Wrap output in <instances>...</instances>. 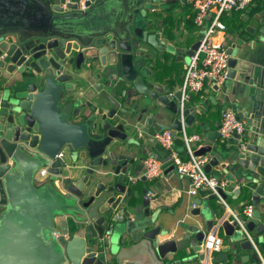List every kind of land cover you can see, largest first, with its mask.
Here are the masks:
<instances>
[{
  "label": "water",
  "instance_id": "1",
  "mask_svg": "<svg viewBox=\"0 0 264 264\" xmlns=\"http://www.w3.org/2000/svg\"><path fill=\"white\" fill-rule=\"evenodd\" d=\"M169 2L87 0L88 9L79 11L68 0H0V206L10 211L7 224L15 219L20 229L27 226L25 209L37 205L41 190L27 187L33 180L26 181L23 171L27 163L41 161L63 191L51 183L53 216L39 213L31 233L41 237L50 215L55 264H196L204 258L199 243L207 235L198 228H190L178 244L161 243L166 231L157 225L159 211L152 212L148 196L141 203L130 198L126 179L135 159L128 160L124 150L145 151L138 131L153 137L169 129L181 132L196 120L197 109L183 102L182 89L156 81L153 73L154 53H177L175 44L150 31L156 24L149 14L157 10L150 5ZM258 26L251 37L264 43V15ZM228 52L225 84L239 82L248 108L236 109L250 137L245 148L213 145L210 164L227 161L225 167L242 176L251 192L248 234L232 233L240 248L257 251L256 245H264V71L259 78L234 48ZM206 137L215 143L221 135L211 130ZM66 153L71 162L89 165L79 181L65 173ZM164 162L171 163L169 155ZM199 194L193 213L204 216L210 233L214 216L203 199L217 197L210 188ZM255 227L257 235L250 236Z\"/></svg>",
  "mask_w": 264,
  "mask_h": 264
},
{
  "label": "crops",
  "instance_id": "2",
  "mask_svg": "<svg viewBox=\"0 0 264 264\" xmlns=\"http://www.w3.org/2000/svg\"><path fill=\"white\" fill-rule=\"evenodd\" d=\"M167 4L165 8L157 9L156 15L153 13V17L158 18L160 23L159 25L156 24V26L151 24L150 31L151 33H157L159 39L167 40L168 44H175L177 46V53L171 54L166 50L157 51L154 53L155 57L152 67L156 81L163 84L170 83L174 85L175 89H181L185 68L190 60V56L186 52L194 46L202 34L201 28L194 23V11L190 0H173ZM263 15L264 2L261 1H257L246 11H232L223 17L227 30L225 33L217 35V41L222 43L227 49L234 48L235 56L245 61L253 70L258 71L259 78L262 71H264V43H259L255 39L256 37L252 38L251 32L253 33L254 29L259 28L258 25ZM165 20L171 26H167ZM242 96L243 93L237 80H235L233 87H228L224 84L218 88L208 83L202 91L195 93L190 100L191 105L197 109V115L196 120L185 131L188 136L194 134L200 136V140L191 142V147L197 155L210 156V160L206 164L207 172L210 175L226 178L229 181V187L225 193L226 204L220 203L216 199L217 208H215V200L209 202L214 216L212 217L214 225L211 231L217 228L219 235L223 239V246L221 251L216 255L217 261L215 260V264H258L260 262L262 264V261H264V245H256L257 251L244 250L240 248L237 241L233 240L234 235L232 232L235 233V231L241 230L245 234V230L242 227L234 225L233 215L237 214L241 216L244 206L252 204L251 192L241 183V180H243L242 176H238L231 169L225 167L224 164L227 165V161L221 159L218 165L210 164L214 154L211 152L212 146H221L223 140L220 137L213 143L206 137V132L208 131H219L222 111L225 107L232 105L239 110L240 105H243L245 106L244 110H247V101ZM254 102L262 103L261 100L256 99H254ZM164 122L170 123V120L165 118ZM249 135L250 130L248 127L247 140H249ZM138 136L144 145L145 151L136 152V150H132L128 153L124 150L128 160L135 159L134 163L130 165V172L126 175V179L129 181L128 187L132 190L130 198L136 199L141 203L144 197L148 196L151 208L153 209L152 212L155 210L159 211L157 225L166 231L165 235L160 236L161 243L167 244L171 241L169 243L178 244L185 238L190 228H198L208 235L209 232H206V220L204 216L193 213L194 208L197 207H193V202L200 197V194L196 197L190 195L191 185L187 176L175 171L173 167L168 168L165 166L166 173L164 176L155 181H150L148 178L147 180L143 179L145 176L144 159L151 156V154L163 155L160 153L162 149L159 148L153 136H149L141 131H138ZM233 144H238L235 138L224 142L226 146ZM177 145L185 154V142L182 133H179ZM66 159L68 162V167L65 169L66 175L73 176L74 182L79 181L81 176L87 173L89 165L82 160L73 163L68 155ZM227 167L230 166L228 165ZM40 170L35 176L37 186H42L49 182L54 183V185L59 184V180H56L55 184V181L48 176L41 177L39 175ZM147 186L148 191L150 189L154 191L152 194L149 192L147 195L144 194V189ZM56 188L59 189L58 186ZM59 190L63 191V189ZM237 190L240 191L235 192ZM34 202H37V200ZM27 205L28 207L25 209L26 214H30L29 209L31 212L35 211L34 205ZM5 208L4 206H0V211H4ZM141 211L142 209L140 208L137 213ZM23 213L25 214V211ZM146 219L147 216H145ZM248 219L250 220V218ZM249 220L246 221L245 225L248 224ZM27 221L29 222H27L26 228L30 232H19L25 239L33 238L31 231L37 223V221L28 219ZM228 221L230 225L223 227V223ZM256 231L257 228L255 227L253 231L249 232V235L256 236ZM248 255L250 259H248Z\"/></svg>",
  "mask_w": 264,
  "mask_h": 264
},
{
  "label": "built area",
  "instance_id": "3",
  "mask_svg": "<svg viewBox=\"0 0 264 264\" xmlns=\"http://www.w3.org/2000/svg\"><path fill=\"white\" fill-rule=\"evenodd\" d=\"M258 0H190L195 12L194 23L202 28L205 27L206 33L202 34V39H198V46L190 56L184 72L182 84L183 102L190 101L195 93L202 91L205 86L211 85L222 87L229 71V52L227 47L217 41V35L224 33L227 28L223 17L232 11H246L251 8ZM75 3L79 11H86L87 0H68V3ZM184 131L174 129L165 130L155 134L154 139L161 147L163 156H148L144 159L145 175L150 181L162 177L166 173L164 157L169 155L177 172L187 176L190 180V195L196 197L201 189L210 188L220 203L226 204L224 194L228 190L229 181L226 178L210 175L206 170V164L210 160L208 155H197L191 142L200 140L199 135L188 136ZM248 123L245 118H241L237 109L229 105L222 111V119L219 124V132L223 141L235 138L241 148L247 145ZM179 133H182L185 142L184 154L177 145ZM62 155V153L60 154ZM41 177L48 176L47 168L40 170ZM135 181V180H134ZM152 194L154 191H148ZM197 204L193 202V207ZM254 206L247 204L244 206L242 216L234 214V220L248 234L245 223L251 217ZM223 246V239L219 235L218 229L214 228L207 235L206 239L199 243L200 250L204 253V258L199 264H215V258ZM258 264H261L258 263ZM264 264V261H262Z\"/></svg>",
  "mask_w": 264,
  "mask_h": 264
},
{
  "label": "rangeland",
  "instance_id": "4",
  "mask_svg": "<svg viewBox=\"0 0 264 264\" xmlns=\"http://www.w3.org/2000/svg\"><path fill=\"white\" fill-rule=\"evenodd\" d=\"M167 5H168L167 3L153 4L150 5V8L163 9ZM150 20L154 21L155 24L157 25H159L160 23L158 18L156 17H152ZM166 22H167V26H171L169 25L168 21ZM206 30L207 29L205 27H202L200 29L201 34L206 33ZM159 148L161 149V147ZM162 151L160 152L161 155L164 154V152ZM151 155L159 156L157 154H151ZM41 166H42L41 161H31L26 164L25 169L23 171L24 174L23 177H25L26 181H28L26 177H29V179H31L32 177L33 180L31 181L32 185L30 186L26 185V186L29 187L34 192H36L37 189L41 190V192L37 191L39 197H36L37 205L33 207L35 211L31 212V210L29 209L30 214H27L30 220L33 221L40 220L39 217L40 214L38 213L41 212H43L44 219L45 217H47L46 216L47 212L51 213L53 216V207L55 206L56 203V192L51 187L50 182L45 183L42 186L35 185V181H36L35 176L39 171V169L41 168ZM167 167L175 168L172 162L168 163ZM23 187L24 185H21L20 188ZM211 201L212 200L208 199V197L204 198V205L206 210H208V212L211 211V206L209 203ZM5 211L6 208L2 212L0 211V264H55L57 257L55 256L54 252L51 251L53 246L50 248V245H52L56 241L54 236V230L56 227L53 225L52 223L53 220L52 218H50V215L48 220L44 221V222L48 221V229L41 234V237L35 236L36 238L33 237L31 239L30 238L25 239L24 237L21 236L19 232L22 231V233H24L26 231V226H23L20 229L19 222L15 221V219L12 220L15 222L10 221L7 224L5 222L6 218L4 217L9 215L10 211L7 212ZM18 216L22 217V215H18ZM196 264H199V260L196 261Z\"/></svg>",
  "mask_w": 264,
  "mask_h": 264
},
{
  "label": "trees",
  "instance_id": "5",
  "mask_svg": "<svg viewBox=\"0 0 264 264\" xmlns=\"http://www.w3.org/2000/svg\"><path fill=\"white\" fill-rule=\"evenodd\" d=\"M258 1H261V2H264V0H258ZM191 3V2H190ZM191 6H192V4H191ZM193 8V7H192ZM194 11V10H193ZM194 19H195V12H194ZM224 143V142H223ZM214 206H215V208H217V201L215 200V202H214Z\"/></svg>",
  "mask_w": 264,
  "mask_h": 264
},
{
  "label": "flooded vegetation",
  "instance_id": "6",
  "mask_svg": "<svg viewBox=\"0 0 264 264\" xmlns=\"http://www.w3.org/2000/svg\"><path fill=\"white\" fill-rule=\"evenodd\" d=\"M169 1H173V0H169ZM87 9H88V7H87ZM167 9H168V8H167ZM155 12H156V11H155ZM155 12H153V13L156 15ZM153 13H151V14H149V15L153 17Z\"/></svg>",
  "mask_w": 264,
  "mask_h": 264
}]
</instances>
